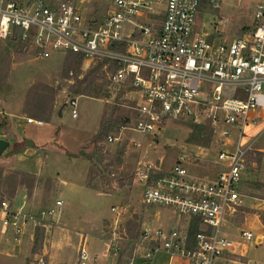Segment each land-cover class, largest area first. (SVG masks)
Returning a JSON list of instances; mask_svg holds the SVG:
<instances>
[{"label": "built area", "instance_id": "obj_1", "mask_svg": "<svg viewBox=\"0 0 264 264\" xmlns=\"http://www.w3.org/2000/svg\"><path fill=\"white\" fill-rule=\"evenodd\" d=\"M205 2L217 9L222 0H113L107 16L90 19L80 0L56 5L0 0L1 40L19 30L21 41L40 59L73 53L81 55L90 68L103 62L106 69L116 66L109 75V87L132 96V115L115 128L116 136H108V144L119 142L127 133L158 140L175 122L211 126L216 149L201 148L194 160L210 162L204 155L213 153L215 177L194 175L187 150L169 171L160 163L144 164L137 172L146 183L142 206L198 221L200 230L192 238L179 231L144 230L133 244L130 264H150L159 254L188 264H216L236 246L225 231L230 220L244 211L241 190L255 165L252 159L262 152L256 145L264 136V129L253 133L264 121V0L256 3L254 26L231 40L195 31ZM68 105L77 118V99ZM201 164L195 166L202 169ZM62 207L63 201H56L50 208L33 211L0 200V235L19 242L29 233L49 232L61 218ZM111 213L106 246L117 255L128 241L121 222L130 206L112 207ZM240 234L245 243L261 240L248 230ZM86 244L84 237L80 264L95 262Z\"/></svg>", "mask_w": 264, "mask_h": 264}, {"label": "rangeland", "instance_id": "obj_2", "mask_svg": "<svg viewBox=\"0 0 264 264\" xmlns=\"http://www.w3.org/2000/svg\"><path fill=\"white\" fill-rule=\"evenodd\" d=\"M18 1L21 3L41 1L47 5H56L64 0ZM80 1L83 2L81 7L84 14L90 19L107 16L113 2V0ZM257 1L222 0L217 9L205 2L197 16L195 31L204 32L217 40H231L241 36L254 26ZM27 57L29 59L32 58L37 63L33 65L32 72L39 76L45 75L46 72L42 69V63H40L43 59L37 57L35 50L28 43L14 44L12 38L7 40L0 39V82L4 83L7 81L15 66L18 68L17 71L19 68L22 69V65L18 63ZM63 57L62 73L55 77L51 86L59 93L54 97L49 93L48 97L50 100L48 105L51 106L52 101H55L58 95H60L59 100L62 105L68 103L71 99H77L79 115L78 118H73L72 108L70 106L65 107L64 117L61 119L63 127L58 126L57 129L60 130V141L68 150L74 152L78 149L80 143H83L96 131V126L103 112L101 123L102 121L106 123L110 121L107 125V136L101 142L93 143V137L99 132L98 130L91 139L83 143L84 145L75 154L70 155L67 153L70 158L76 157L88 162L87 173L84 181H82V186L97 191L99 196L86 200L81 198L79 193L71 191L69 186L62 185L61 181L64 179L67 181L70 179V182L74 180L71 172L67 174L60 172L54 175L51 172L47 173L44 171L38 176L22 172L15 166V160H10V155H6V149H4L0 153V155H4L2 158L5 160L3 163L5 165L0 167V200L5 199L17 208L25 206L33 211L50 208L56 201H63V207L61 218L57 223H53L51 228H49V232L40 230L27 235H32L31 241L26 239L28 238L27 236L16 242L10 235L7 238L0 235V258H2L0 259V264H38L41 260L47 264L48 253L45 255L43 252L45 246L49 254L65 250L67 257H69L68 259L77 260L78 264H80V235L88 236L86 246L90 254H99L103 241L104 245H106L110 238L107 227L113 222L111 208L121 205L130 206V213L121 222L128 236V241L123 242L116 259L118 260L117 264H130L134 251L133 244L139 239L142 232L141 223L144 216L150 211L158 212V210L148 209L141 205V194L145 189L146 183L139 180L137 176L138 169L144 164L159 165L161 163L162 168L165 171H169L183 154V151L187 150L186 154L189 155V163L194 166L191 170L192 173L202 177L213 178L217 172L216 166L213 165V160L216 159V156L208 151L204 156L212 161H204L202 164L194 160V158L201 148L216 149L217 141L208 123L198 125L193 122L182 121L171 124L158 140L127 133L119 142L108 144L106 142L108 136L111 134L116 136L115 128L125 118L132 115L130 109L132 102L129 101L132 96H126L121 90H114L109 87V75L116 70V66L112 65H109L108 69L103 67L101 72L92 78V84L87 95L81 97L74 94L73 87L76 86L77 80H82L84 76L74 70L73 73L69 74V78L65 79L63 70L68 55L63 54ZM89 69L90 67H86L83 64L81 74L87 73ZM26 72L30 73L31 70L26 69ZM76 76H78V79H76ZM38 84L40 83H36L30 90L36 91ZM86 86L84 85L82 89ZM261 114L264 119V111ZM136 144L140 145L136 146ZM25 145L26 148L31 147V149L39 151L43 158L50 153L47 146L36 147L27 143ZM256 149L264 151V137L258 142ZM56 150H60V148ZM11 152L16 153L10 150ZM81 152L88 157H93L94 162L91 164L87 158L81 155ZM120 153L121 156L118 158ZM263 159L264 152L258 153L252 159L256 165H252V174L249 175V172L245 177L241 190L246 197L247 203L250 206H254V208L248 207L250 209L244 216L249 219L248 226L256 225L258 219L264 222V183L254 174L256 172L254 170L255 166L260 168ZM195 164H201L203 168L199 169ZM83 169L84 167H81V173H83ZM161 174L163 172L158 173L154 178ZM240 213L242 212L239 211L238 215ZM177 216L174 219L176 225L178 224L177 231L185 230L188 224L192 228L193 223H195L192 220ZM256 216H258L257 219ZM68 234L71 235L67 242L65 241V236H68ZM120 234H123V232L121 231ZM123 239L125 240V237ZM258 251L264 253V245L259 247ZM114 254V251L108 252L109 257L115 256ZM258 257L259 260H262L261 255ZM92 258L95 262L98 261V256H92ZM18 259L21 261L19 262ZM182 260L175 264H188L186 260Z\"/></svg>", "mask_w": 264, "mask_h": 264}, {"label": "crops", "instance_id": "obj_3", "mask_svg": "<svg viewBox=\"0 0 264 264\" xmlns=\"http://www.w3.org/2000/svg\"><path fill=\"white\" fill-rule=\"evenodd\" d=\"M200 33L206 34L204 32ZM43 61L40 63H42V69L46 72L45 75L39 76L38 74L33 73L32 67L37 63H35L32 58L29 59V57H27L26 59L18 63L22 65V69L19 68V70L17 71L18 68H16L15 66L14 69H12L7 81L4 83L0 82V142L4 141L7 143L5 147V151L7 153L6 155H10V160H15V166L18 168V170L29 173L33 176H38L44 171H46L47 173L51 172L54 175L55 173L60 172L64 174L71 172L74 180L70 182V179L69 181L64 179L61 181L63 183L62 185L69 186V189L71 191L79 193V195L83 199H94L99 196L98 192L89 189L88 187L82 186V181H84L87 173L88 162L76 157L70 158L67 153H69L70 155L75 154V152L84 145L83 143L85 141L91 139L98 132L104 112L99 118L98 125L96 126V131H94L92 135H90L83 143H80L76 151L71 152L70 150H68L60 141V130H57L58 126H61V128L63 127L61 119L64 117L65 107L69 106L68 103H65L63 105L61 104L59 100L60 95H58L54 101L53 115L50 123H47L42 119H35L34 117L26 113V100L30 89H32V87L36 83L52 86L55 77H58L62 73L64 65L63 54L54 53L49 59H43ZM84 65L87 67L88 63ZM26 69H30L31 72L27 73ZM28 119L41 121L43 122V124L39 126L35 123H29ZM263 129L264 121H261L254 128L253 133L257 134ZM22 142L36 147L47 146L50 153L48 156L43 158L40 155L39 151L31 149V147H27L26 151L24 150L21 152L12 150V146H14L15 144H20ZM58 148H60V150H56ZM10 150L16 153H10ZM3 156L4 155H0V167H3L5 165L3 164L5 162V160L2 158ZM254 164L256 165V163ZM81 167H84L83 173H81ZM254 170H256V172L254 173L255 176L259 177L261 179L260 181L264 183V159L260 164V168L255 166ZM251 171L252 169L250 170L249 175L252 174ZM81 174L84 175L83 178H81ZM245 203L246 209L239 215L237 214L238 216L236 215L234 219L230 220L229 225L227 226L225 231L228 237L236 242L233 253L228 255L226 258L219 260L216 264H258L259 262L260 264H264V253L258 251L259 247H263L264 245V222L258 219V223L256 225H249V227V219H246L244 216L249 211V209L254 208V206H250L246 200ZM148 209L158 210V212L154 213V211H150V213L144 216L143 222L141 223L142 231L148 230L153 232L158 229H163L166 231H177L178 224L176 225V222L174 221V219H176L175 216L178 215L177 213L163 208ZM179 217L183 218L181 216ZM257 218L258 216H256V219ZM189 225L190 224H188L185 230H179V232H183L189 236V232L191 229V226L189 227ZM242 230L253 232L256 238H260L261 240H256L251 243H245V241L240 236ZM70 235L71 234L65 236V241L68 242V240L70 239ZM27 237L28 238L26 239H29L31 241V236ZM84 237H86L88 241L87 235H80L81 244ZM106 247L107 246L104 245L103 241V246L100 250V253L97 255L90 254L93 257L98 256V261H90L87 264H117L118 260L116 259V255L109 257ZM254 247L256 248L254 249ZM43 252L45 255L46 253H48L47 264H78L77 260H72L71 258L68 259L69 257H67L65 250L59 253L49 254V252L46 251L45 246ZM260 255L262 257V260L258 259V256ZM18 260L19 262L21 261L20 259ZM178 261L180 262L183 260L182 258L171 259L166 254H160L157 255L150 264H175L178 263Z\"/></svg>", "mask_w": 264, "mask_h": 264}, {"label": "trees", "instance_id": "obj_4", "mask_svg": "<svg viewBox=\"0 0 264 264\" xmlns=\"http://www.w3.org/2000/svg\"><path fill=\"white\" fill-rule=\"evenodd\" d=\"M12 42L14 44H22L23 42L21 41V31L17 30L12 37ZM68 59L65 62L64 70H63V77L65 79L69 78V74L73 73L74 70H76V73H80V75H83L84 78L82 80L78 79V76H76L77 83L76 86L73 87V93L77 94L78 96H85L87 95V92L90 90L91 84H92V78L96 76V74L100 73L102 68L105 65V62L98 64L95 67H92L89 69V71L85 74H81V67L83 65V57L79 54H73L69 53ZM84 85H87L84 89L82 87ZM28 99L26 100V113L29 114L30 116L34 117L35 119H42L45 120L47 123L51 122L52 115H53V102L51 106L48 105L49 103V93L54 96H56L59 92L48 85L45 84H38L36 87V91L30 90L29 92ZM34 93V94H33ZM33 95V96H32ZM32 96V98H31ZM109 122H104L102 121L99 132L93 137V143L97 144L102 141L107 136L108 132V125ZM16 152H21L26 150V145L25 142H22L20 144H15L13 146V149ZM82 156L87 158L90 163L92 164L94 162L93 157H88L86 154L81 152ZM121 156V153L118 155V158ZM101 161V160H100ZM97 164V162H95ZM200 230V223L196 221L193 223L192 228L190 229L189 232V237L192 238L198 233Z\"/></svg>", "mask_w": 264, "mask_h": 264}, {"label": "water", "instance_id": "obj_5", "mask_svg": "<svg viewBox=\"0 0 264 264\" xmlns=\"http://www.w3.org/2000/svg\"><path fill=\"white\" fill-rule=\"evenodd\" d=\"M6 145H7L6 142H4V141L0 142V153L5 149Z\"/></svg>", "mask_w": 264, "mask_h": 264}]
</instances>
